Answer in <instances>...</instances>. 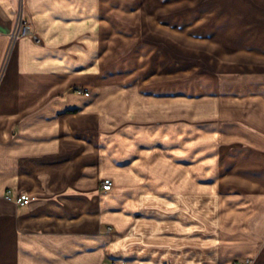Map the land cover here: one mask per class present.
I'll return each mask as SVG.
<instances>
[{
    "label": "crops",
    "instance_id": "1",
    "mask_svg": "<svg viewBox=\"0 0 264 264\" xmlns=\"http://www.w3.org/2000/svg\"><path fill=\"white\" fill-rule=\"evenodd\" d=\"M177 1L0 0V264H264V70L161 92L137 39L189 26ZM201 3L194 20L230 9L238 51L264 60V0Z\"/></svg>",
    "mask_w": 264,
    "mask_h": 264
},
{
    "label": "rangeland",
    "instance_id": "2",
    "mask_svg": "<svg viewBox=\"0 0 264 264\" xmlns=\"http://www.w3.org/2000/svg\"><path fill=\"white\" fill-rule=\"evenodd\" d=\"M201 1L205 0H178L174 4L177 6V10L174 12L177 24L185 23L190 24L189 26L182 27V30H172L165 29L167 27L162 25L157 27L148 24L144 27L143 35L137 39L138 44H144L145 50L149 49L148 57L144 53V60H142L143 64V61L145 63L148 58L149 65L141 67L139 69L141 73L145 74L151 70L152 57L159 54L160 51L161 83L159 86L161 92H167L170 88V92H187L198 97V95L216 92L220 89V83H229L230 86L234 81V76L251 74L254 68L256 71L264 70V60L254 59L247 53L238 51L241 49L240 44L242 42L246 44L249 39L247 35H241L240 32L235 36L232 35V24L233 22L236 24L233 19H236V16L227 11L230 9H224L223 15L218 19L208 18L201 21L193 19L194 16L199 15ZM237 21L240 24V19ZM217 24L223 25L220 34L216 33ZM23 26L22 23L19 35H31L38 39V36L31 32L28 23L29 34L23 35L22 32L25 28ZM241 29H245V27H241ZM190 31L191 34H189ZM131 48L134 50L135 46L132 45ZM113 49H117V51H112V70L117 75L121 73L120 75L125 77L133 67L126 66L127 55H125L124 46L114 44ZM151 49L155 51L152 57H150ZM168 75H172L174 80L170 79L168 82ZM182 121H184L182 117L176 118L177 123ZM213 121L215 122L214 119L209 118L207 123H214Z\"/></svg>",
    "mask_w": 264,
    "mask_h": 264
},
{
    "label": "built area",
    "instance_id": "3",
    "mask_svg": "<svg viewBox=\"0 0 264 264\" xmlns=\"http://www.w3.org/2000/svg\"><path fill=\"white\" fill-rule=\"evenodd\" d=\"M23 25H24L23 27H25V28H24L22 34L23 35H28L29 34V27L27 26V22H23ZM77 92H79V93H85L87 95L90 94V91L87 88H78L77 89ZM102 187L106 191L111 190L113 188V181H112V179H110V178L104 179L103 182H102ZM5 196H6L7 199H12L13 198L12 190L11 189H8L6 191ZM33 199L34 198L32 196L28 195L27 193H21L20 195H18L15 198L16 202L19 205H21V206L27 205ZM111 264H127V263L121 262V261H118V260H113ZM243 264H250V261H246Z\"/></svg>",
    "mask_w": 264,
    "mask_h": 264
}]
</instances>
